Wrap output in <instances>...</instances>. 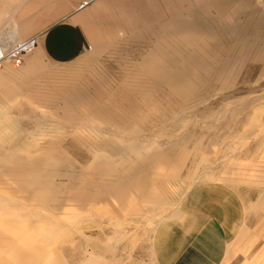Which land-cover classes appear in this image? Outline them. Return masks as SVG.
Here are the masks:
<instances>
[{
    "label": "rangeland",
    "instance_id": "obj_1",
    "mask_svg": "<svg viewBox=\"0 0 264 264\" xmlns=\"http://www.w3.org/2000/svg\"><path fill=\"white\" fill-rule=\"evenodd\" d=\"M255 2L107 0L83 55L0 68V264H157L156 228L199 186L221 264H264Z\"/></svg>",
    "mask_w": 264,
    "mask_h": 264
},
{
    "label": "crops",
    "instance_id": "obj_2",
    "mask_svg": "<svg viewBox=\"0 0 264 264\" xmlns=\"http://www.w3.org/2000/svg\"><path fill=\"white\" fill-rule=\"evenodd\" d=\"M97 1L83 8L79 7L82 0L4 1L0 4L1 44L9 48L38 34V45L25 57V62H38L41 57L54 62L77 58L92 43L90 25L97 9L107 0L98 4ZM255 1L253 5L264 6V0ZM192 191L178 214L167 217V222L155 230L154 234L158 233L161 240L159 246H154L157 264L223 262L229 235L221 218L209 211L212 205V202L206 203L212 196L209 186H199ZM184 204L187 206L183 207Z\"/></svg>",
    "mask_w": 264,
    "mask_h": 264
},
{
    "label": "built area",
    "instance_id": "obj_3",
    "mask_svg": "<svg viewBox=\"0 0 264 264\" xmlns=\"http://www.w3.org/2000/svg\"><path fill=\"white\" fill-rule=\"evenodd\" d=\"M95 1L96 0H82L79 7H86ZM38 42V34L24 38L9 48H4L0 41V68L6 63L21 65L25 60V56L36 48Z\"/></svg>",
    "mask_w": 264,
    "mask_h": 264
},
{
    "label": "bare ground",
    "instance_id": "obj_4",
    "mask_svg": "<svg viewBox=\"0 0 264 264\" xmlns=\"http://www.w3.org/2000/svg\"><path fill=\"white\" fill-rule=\"evenodd\" d=\"M0 111H2V110H0ZM0 113H2V112H0ZM15 128H16V127H15ZM15 128H14V129H15ZM10 132H11V131H10ZM10 132H9V133H10ZM11 135H12V132H11ZM11 135H10V136H11ZM5 139H6V138H5ZM6 140H7V139H6ZM148 149H149V150H154L152 147H148ZM152 153H154V152L152 151ZM152 153H149V155L152 154ZM165 223H166V222H165ZM158 224H159V223H158Z\"/></svg>",
    "mask_w": 264,
    "mask_h": 264
}]
</instances>
